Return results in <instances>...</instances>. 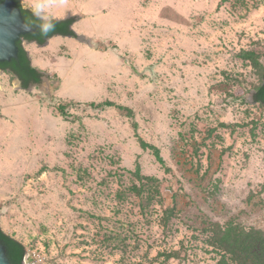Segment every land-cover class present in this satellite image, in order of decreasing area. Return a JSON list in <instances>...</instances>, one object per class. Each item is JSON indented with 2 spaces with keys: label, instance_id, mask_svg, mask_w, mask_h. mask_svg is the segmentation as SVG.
<instances>
[{
  "label": "rangeland",
  "instance_id": "obj_1",
  "mask_svg": "<svg viewBox=\"0 0 264 264\" xmlns=\"http://www.w3.org/2000/svg\"><path fill=\"white\" fill-rule=\"evenodd\" d=\"M50 11L80 17L72 29L88 43L24 45L50 91L0 72V225L27 264H217L216 225L264 232L253 100L264 0H55ZM104 101L125 110L90 106Z\"/></svg>",
  "mask_w": 264,
  "mask_h": 264
},
{
  "label": "trees",
  "instance_id": "obj_2",
  "mask_svg": "<svg viewBox=\"0 0 264 264\" xmlns=\"http://www.w3.org/2000/svg\"><path fill=\"white\" fill-rule=\"evenodd\" d=\"M2 1L3 0H0V3ZM16 2L22 11L26 23L31 25V27H35V18L32 16L31 10L24 9L21 5V0H16ZM74 23V17L56 20L55 31L49 33L48 37H40L38 42L43 44L46 38H51L56 34L63 37L76 38L77 34L72 29ZM17 45L19 48L18 58L13 59L11 62L0 63V69L5 72L9 70L14 77H17L21 81L22 89L28 90L31 84L40 85L42 83L43 73L32 66L28 52L22 46L21 41H19ZM245 58L253 62H257L259 59L258 55L254 52L246 53ZM253 100L255 103L264 104L263 84L256 88L253 94ZM90 106L95 109L117 107L118 109L125 110V108L117 106L115 103L109 101H104L99 104L92 102ZM59 111L64 116L66 115L64 106H59ZM155 156L158 162L163 163L158 149H155ZM145 180L148 182L144 184V187L148 188L147 191H145L146 198H153V200H155L157 195L158 197L160 196L159 193H157L158 189H156L157 187L154 186V182L151 179L146 178ZM151 187H153L154 190H152ZM175 210V207L166 209V218L163 220L164 229L168 228L170 225V218L174 215ZM207 242L212 248V252L219 258L217 264H264V232L261 230L245 229L233 223L225 225L224 228L220 225H216V229H214L212 236L208 238ZM0 243L6 247L9 260L12 264H24L27 255L25 245L3 231L1 225ZM166 256L167 259L174 258L173 254H167Z\"/></svg>",
  "mask_w": 264,
  "mask_h": 264
},
{
  "label": "water",
  "instance_id": "obj_3",
  "mask_svg": "<svg viewBox=\"0 0 264 264\" xmlns=\"http://www.w3.org/2000/svg\"><path fill=\"white\" fill-rule=\"evenodd\" d=\"M74 18L77 21L80 17L75 16ZM34 31L35 29L25 22L22 11L16 6L14 0H5L0 4V63L11 62L13 59H17L19 53L17 43L23 36ZM76 38L88 44L83 36H77ZM48 43L49 40L46 42V45ZM48 75L50 74L43 73L42 83L40 85H32L28 90L38 86L49 92L50 88L46 78ZM12 83L15 89L21 88L17 79ZM0 264H12L9 260L7 249L2 243H0Z\"/></svg>",
  "mask_w": 264,
  "mask_h": 264
},
{
  "label": "clouds",
  "instance_id": "obj_4",
  "mask_svg": "<svg viewBox=\"0 0 264 264\" xmlns=\"http://www.w3.org/2000/svg\"><path fill=\"white\" fill-rule=\"evenodd\" d=\"M54 6L55 0H33L30 6L32 16L35 18V27L44 37H48V34L54 32L56 28V18L50 11Z\"/></svg>",
  "mask_w": 264,
  "mask_h": 264
},
{
  "label": "flooded vegetation",
  "instance_id": "obj_5",
  "mask_svg": "<svg viewBox=\"0 0 264 264\" xmlns=\"http://www.w3.org/2000/svg\"><path fill=\"white\" fill-rule=\"evenodd\" d=\"M5 0H3L0 4H2L3 2H4ZM15 1V4H16V6L18 7V5H17V2H16V0H14ZM21 5H22V3H21ZM22 7L24 8V9H28V8H25L23 5H22ZM30 10V9H29ZM23 15V14H22ZM24 18V17H23ZM25 20V19H24ZM26 22V21H25ZM30 26V25H29ZM32 28H34L35 29V31L34 32H32V33H30V34H27V35H25V36H23L22 37V39L20 40L21 41V43H22V46L24 47V45H36V46H40V47H42V46H45L46 45V42L49 40H52V39H54V37H63V36H60L59 34H56V35H54V36H52L51 38H46L45 39V42L43 43V44H40L39 42H38V39H40V37H42V35H40V33H39V29L38 28H36V27H32ZM25 49V48H24ZM28 52V51H27ZM28 56H29V54H28ZM30 57V56H29ZM31 60V59H30ZM0 71H1V73H9V74H11V72L8 70V71H3V70H1L0 69ZM12 75V74H11ZM18 81H19V83H20V87H21V89H22V83H21V81L17 78V77H15ZM43 78V77H42ZM33 84H31V86H32Z\"/></svg>",
  "mask_w": 264,
  "mask_h": 264
},
{
  "label": "built area",
  "instance_id": "obj_6",
  "mask_svg": "<svg viewBox=\"0 0 264 264\" xmlns=\"http://www.w3.org/2000/svg\"><path fill=\"white\" fill-rule=\"evenodd\" d=\"M27 260H28V258L26 257L24 260V264H27Z\"/></svg>",
  "mask_w": 264,
  "mask_h": 264
},
{
  "label": "crops",
  "instance_id": "obj_7",
  "mask_svg": "<svg viewBox=\"0 0 264 264\" xmlns=\"http://www.w3.org/2000/svg\"><path fill=\"white\" fill-rule=\"evenodd\" d=\"M56 20H63V19H56Z\"/></svg>",
  "mask_w": 264,
  "mask_h": 264
}]
</instances>
